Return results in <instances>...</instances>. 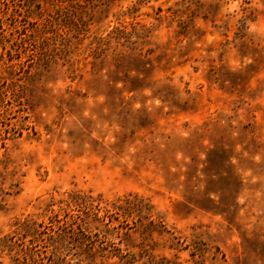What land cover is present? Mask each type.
<instances>
[{
  "label": "rangeland",
  "instance_id": "obj_1",
  "mask_svg": "<svg viewBox=\"0 0 264 264\" xmlns=\"http://www.w3.org/2000/svg\"><path fill=\"white\" fill-rule=\"evenodd\" d=\"M0 264H264V0H0Z\"/></svg>",
  "mask_w": 264,
  "mask_h": 264
}]
</instances>
